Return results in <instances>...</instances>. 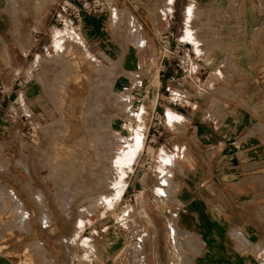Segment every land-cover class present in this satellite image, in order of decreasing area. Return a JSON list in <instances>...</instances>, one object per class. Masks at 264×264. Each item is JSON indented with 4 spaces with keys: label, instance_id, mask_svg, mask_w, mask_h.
Segmentation results:
<instances>
[{
    "label": "rangeland",
    "instance_id": "1",
    "mask_svg": "<svg viewBox=\"0 0 264 264\" xmlns=\"http://www.w3.org/2000/svg\"><path fill=\"white\" fill-rule=\"evenodd\" d=\"M213 1L0 0V74L16 75L0 111V263L264 264V141L220 157L223 142L167 122L170 99L216 124L232 86L263 91L264 66L255 82L227 63L230 12ZM73 59L94 95L68 83ZM238 100L261 105L240 109L263 133L264 96Z\"/></svg>",
    "mask_w": 264,
    "mask_h": 264
},
{
    "label": "crops",
    "instance_id": "2",
    "mask_svg": "<svg viewBox=\"0 0 264 264\" xmlns=\"http://www.w3.org/2000/svg\"><path fill=\"white\" fill-rule=\"evenodd\" d=\"M228 1L229 0L213 1L216 8H224L226 6L230 12V32L233 39H231L230 49L227 56L229 62L227 63L237 65L243 73L247 74L248 80L250 79L256 82V79L259 77V74L257 73L258 67L264 66V0H231V5L227 3ZM11 32V25L7 23L6 15L2 12V10H0V41H6V38H8ZM187 36H189L188 33ZM29 40L27 42H30ZM204 63L203 68H205L204 65L207 64V61ZM174 76H171L170 78L175 79ZM15 79V71H11L5 76L0 74V111L1 108L8 107H6V100L10 104L9 108H15V105H13L15 98L11 100V97L14 95L12 83ZM227 79H229L232 83L237 80V78L235 79L233 76ZM262 87L263 91H257L254 88L251 89V85H247L246 94L241 95L239 94L238 87L234 88V86H232L230 92L227 93V96H231L230 98L238 97V99L241 96L255 97V95L258 96L259 94L264 96V85H262ZM252 92H254V95H252ZM168 96L172 98L171 94ZM183 96L187 97L186 92L183 93ZM238 99L236 101L231 99L232 102L230 103V107L222 106V108H234V114L232 112L233 115L230 114L229 116L223 117L221 121L216 124L210 120V123H206L205 120L198 114L197 110H193L190 106H187V104H180L178 102L176 104V102L171 99L168 100V103L173 102V106H169L168 108L170 109L166 110V113L169 111L182 117L183 120L189 124V127L199 129L202 132L201 134L204 133V136L207 137L208 140L223 142L219 150L213 153L215 156L249 155L251 152L253 153L255 150L257 151L254 144L248 145L245 149L239 147L243 146V142L251 144V141H264V131L263 133L252 131L251 127L256 124L255 119L246 115V113L242 112V109L240 108H258L261 107V105H255L252 101L241 102L240 104ZM176 105H180L179 107H181V109H176ZM262 108H264V105H262ZM235 144H237V147H234ZM260 151L264 156V149H260L259 152ZM211 152V150L208 151V154ZM222 171V165L212 166L211 174L215 175H211V178L208 179L209 182L214 179V194L212 195L215 196L216 199L221 198L224 193ZM208 195H210V193ZM195 211L199 216L201 215L200 209L195 208ZM199 220L201 222L203 219L200 218ZM208 237L210 236L206 234L205 240ZM208 248L211 247L208 246Z\"/></svg>",
    "mask_w": 264,
    "mask_h": 264
},
{
    "label": "bare ground",
    "instance_id": "3",
    "mask_svg": "<svg viewBox=\"0 0 264 264\" xmlns=\"http://www.w3.org/2000/svg\"><path fill=\"white\" fill-rule=\"evenodd\" d=\"M170 1V0H168ZM84 54L87 56V58L93 63V65H97L99 62L93 57V55L91 56L90 53H88L87 51L84 52ZM68 64V63H67ZM83 64H84V61L83 60H79V59H73L72 62H70V66L68 65L67 68L68 71H67V77H68V83H70L71 81L73 80H76L77 81V86L75 87V91H79L78 89L81 87L82 90L84 89H87V90H84V91H88L90 92L89 95H92L93 93V89H89L88 86H87V81L85 80L84 78V74H83ZM95 78V77H94ZM96 79V78H95ZM96 82V81H95ZM94 86V84H93ZM92 86V87H93ZM91 88V87H90ZM94 88V87H93ZM94 95V94H93ZM166 116L168 118V122H172V120L176 119L177 116H175L173 113L171 112H167L166 113ZM178 119V118H177ZM76 128H74L73 132L75 133L77 130V127L76 124H74ZM76 129V130H75ZM135 138H139V135H137ZM137 141V140H136ZM139 141V140H138ZM139 143V142H138ZM138 145V144H137ZM134 147H137V146H134ZM135 152V148H131L128 150L127 152V156H126V159H125V164L128 163V161L130 160V157L131 155H133ZM130 164V163H129ZM165 176V175H164ZM120 187V186H119ZM118 188V187H117ZM116 191V190H115ZM115 198V197H114Z\"/></svg>",
    "mask_w": 264,
    "mask_h": 264
},
{
    "label": "built area",
    "instance_id": "4",
    "mask_svg": "<svg viewBox=\"0 0 264 264\" xmlns=\"http://www.w3.org/2000/svg\"><path fill=\"white\" fill-rule=\"evenodd\" d=\"M96 5H98V4L95 3V2H93L90 8H92L93 10H95L94 8H96Z\"/></svg>",
    "mask_w": 264,
    "mask_h": 264
}]
</instances>
